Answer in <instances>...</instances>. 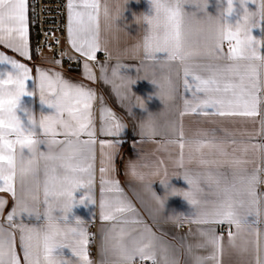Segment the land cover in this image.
<instances>
[{
	"label": "crops",
	"instance_id": "1",
	"mask_svg": "<svg viewBox=\"0 0 264 264\" xmlns=\"http://www.w3.org/2000/svg\"><path fill=\"white\" fill-rule=\"evenodd\" d=\"M72 2L81 5L86 0ZM189 2L191 0H181L182 4ZM197 2L203 3V0ZM261 3L264 0H247L246 3L249 11L256 13L251 23L246 22V26L251 46L260 58L237 61L226 58L230 48L235 45L234 40H223L220 58L206 55V51L212 33L235 32L237 22H243V8L239 0H236L234 12L226 19L225 15H218L219 8L227 7L225 0L219 4L217 0H209L207 18L204 13L197 11L195 5H184L187 15L183 28L190 50L194 52L184 63L213 67L232 64L234 68L254 65L260 78L256 93L257 115L254 116H220L215 109L210 110L212 114H203V111L197 110L196 98L204 94L195 92L191 77L189 85L185 86L180 61L163 58L166 53H158L155 59L146 58L143 45L148 25L144 14H154L149 0H129L128 4L127 0H100L95 59L100 56L103 59H99L96 65L86 61L76 70L66 69L51 54L34 56L30 0H27L28 27L23 55L14 47L19 38L14 31L15 26L5 22L4 32L0 33L5 37L0 42V55L8 60L0 63V74L5 80L10 76L15 78L12 61L29 69L26 91L32 95L22 96L17 114L25 124L26 112L34 114L33 118L37 121L34 139L45 138L39 129V121L44 115L55 112L54 108L43 105L39 100L40 72L59 73L68 83L91 89L95 94L92 110L96 129L93 183L89 189L85 181V187L77 189L74 194L76 202L68 215V222L71 223L68 226L79 223L87 234L86 251L91 264H141L144 261L162 264L165 255L174 256L177 264H264V15L260 14ZM105 4L107 17L104 15ZM80 10V7L74 9ZM135 15L137 19L134 21ZM109 16L119 17V20L112 23ZM9 36L12 37V47L8 46ZM66 52L81 54L73 48L69 37ZM86 63L89 66L87 71L84 68ZM113 72L116 74L113 75ZM195 72L207 74L204 68H196ZM249 75L256 76L257 71H251ZM166 78L174 85L175 90L170 94H162L160 90ZM45 98H50L47 90ZM145 121H151L154 125L155 132L151 136H145L140 131ZM116 124L122 127L117 130ZM102 125L110 128L112 133L102 134ZM52 137L60 141L65 139L62 134ZM81 139L87 140L88 137L82 136ZM62 147V144H57L58 151ZM39 150L46 151V145L40 144ZM85 155H88L86 149ZM15 158L16 166L21 164L20 145H15ZM36 160L39 165L38 176L35 179L30 174L24 176L23 195L17 167L13 180L16 195L0 191V200L4 201L0 208V228L4 229L5 244L14 246L19 264L26 262L18 226L43 228L48 207L43 203L42 193L45 164L39 159V153L36 154ZM102 167L105 169L103 173ZM253 172L256 174L254 192L259 197L258 204L251 206L248 197H236L233 203L234 211L248 220L246 224L238 226L226 220L197 222L194 217L196 209L182 198L190 188L187 176L203 177L211 173L220 179L219 188L215 183H201L202 191L198 199L204 208L222 199L220 189L225 186V181L230 184L235 180L237 187L243 188L239 184L240 177ZM102 181L117 182L119 191H109L110 184H105L102 190ZM37 185L40 189L39 200H34L30 190H34ZM102 198L105 201L123 200L130 203L135 213L126 212L117 214L114 220H102ZM14 208L13 219L9 220ZM24 208L29 209L31 215L24 213ZM250 208L252 214L246 215ZM53 215L59 218L63 214L57 207ZM58 221L62 224L65 222ZM207 229H211L218 237L219 246L214 250L201 234ZM91 234L96 236L94 252L91 251ZM118 239H122L125 244L135 241L140 246H152L154 258L135 256L131 261L122 262L112 250L113 243ZM68 240L75 247L71 235ZM53 258L55 264H83L81 257L73 253L69 244L57 248Z\"/></svg>",
	"mask_w": 264,
	"mask_h": 264
},
{
	"label": "snow or ice",
	"instance_id": "2",
	"mask_svg": "<svg viewBox=\"0 0 264 264\" xmlns=\"http://www.w3.org/2000/svg\"><path fill=\"white\" fill-rule=\"evenodd\" d=\"M154 8V15L145 17L147 34L144 38V51L146 58H158V53H166L167 59L180 61V68L183 72L184 84L187 87L190 83L189 77L195 84V92L203 93L202 97H197V110L203 111V114H212L210 110L215 109L220 116L240 115L254 116L257 115V88L260 86L259 72L254 65H242L233 67L232 64L225 66H201L188 65L184 61L194 55L191 46L186 38L183 22L187 15L182 10L181 0H151ZM240 3L246 4L247 0H240ZM76 7H80V11H74ZM100 0H86L81 5H74L69 0L68 9V37L69 42L78 52L88 57L89 60L95 59L98 50V34H99V13ZM260 14L264 15V3L260 5ZM231 11V10H230ZM27 0H0V33L4 32L5 22H9L15 26L14 31L18 33L19 38L15 43V50L24 54L26 46L25 36L27 33ZM250 12L249 9H243V22L236 24V31H228L226 34L222 32L212 33V40L207 47L206 55L222 57L221 43L227 39L234 40L235 45L232 46L227 55L230 61L237 60H255L260 57L256 56L254 47L251 46V40L247 36L246 22ZM104 15L107 17V5H104ZM226 19V16H225ZM75 25V28H74ZM163 31L165 35L164 43L161 44L157 39V34ZM212 32V30H209ZM243 37V38H242ZM5 37L0 35V42ZM8 46L12 47V37H8ZM8 58L0 55V63H6ZM12 68L15 70V78L11 76L5 80L0 74V191H9L16 195L13 180L16 175V158L15 145L21 148V192L24 193V176L30 174L34 179L38 176L39 165L36 160L38 148L28 146L39 145L44 143V139H34L37 135V126L29 124L25 128H17L13 123L15 113H17L20 98L24 95L31 96L32 93L26 91V81L29 80V69L24 65L12 61ZM88 64L84 65L88 70ZM196 68H204L207 72L197 74ZM103 72L104 69L102 68ZM251 71H257L256 76L249 75ZM116 73L113 72V75ZM179 76V73H177ZM40 102L54 108L53 114L44 115L39 122V129L46 136L63 135V141L55 140L56 144H62L61 153L66 161L60 166L45 165V181L42 187L43 203L48 207L44 217L47 220H63L65 226L70 225L68 215L75 204V196L77 189L87 187L90 189L93 183L92 168L94 156V137L96 129L93 122V101L95 94L91 89L83 86L72 85L63 80L59 73L49 74L40 72ZM156 83V81H153ZM10 85V86H5ZM50 94V98H45V91ZM162 94H170L174 92V85L170 79L166 78L165 84L161 85ZM186 105L188 101H185ZM27 120L30 119L26 112ZM150 119V118H149ZM122 125L116 124L117 130ZM101 133L111 134L110 128L101 126ZM143 134V133H142ZM87 136V140L81 139ZM183 148V144H181ZM85 149L88 155H85ZM27 150V155H25ZM42 155V153H41ZM25 156L27 159L25 160ZM6 165V167H5ZM105 169L102 167L101 172ZM49 179L52 183H49ZM189 191L184 193L185 198L196 209L194 217L197 222L213 223L228 221L240 224L248 223L244 216L238 215L234 211L233 203L236 197H248L251 206H256L259 202L258 195L254 192L256 183V174L245 173L239 179V184L243 188L237 187V182L232 183L225 181V186L220 189L222 199L214 203L211 207H201V201L198 199L202 191L201 183H215L219 188L220 179L214 177L211 173L201 176H187ZM105 184H110L109 191H119L118 184L115 181H102V190ZM39 186L34 190H30V194L34 200H39ZM63 202V206L61 204ZM4 201L0 200V208ZM161 206L163 202L161 201ZM20 201H17V206ZM59 207L62 212L61 217L53 215L55 209ZM16 209L9 214L8 219L12 220ZM22 211H31L27 208ZM135 213V209L130 203L123 200H108L103 198L100 201V218L102 220H114L117 214ZM251 208L246 215H251ZM39 219V216H37ZM21 233V244L24 248V259L26 264H55L53 258V248L57 245L51 240L48 233L44 231V227L40 229L29 228L26 225H19ZM123 231V230H121ZM69 233L73 239L75 247H72L73 253L81 257L83 264H91L86 251L87 239L86 232L77 223L73 227H69ZM204 235L211 248L216 249L218 237L211 229H207L201 233ZM113 254L118 256L122 262L131 261L133 257L140 256L143 258H154V249L150 245L140 246L133 241L131 244H125L122 239L116 240L112 245ZM42 257V258H41ZM214 258V257H213ZM0 264H19V260L15 254L12 244H5L4 229L0 228ZM162 264H177L174 256L165 255Z\"/></svg>",
	"mask_w": 264,
	"mask_h": 264
},
{
	"label": "built area",
	"instance_id": "3",
	"mask_svg": "<svg viewBox=\"0 0 264 264\" xmlns=\"http://www.w3.org/2000/svg\"><path fill=\"white\" fill-rule=\"evenodd\" d=\"M68 3L69 0H30L31 26L36 35V50L48 53L68 70L79 69L86 61L96 65L100 56L89 60L86 56L66 52L68 43ZM229 229V227H227ZM96 236L91 234V251L95 250ZM141 264H154L144 261Z\"/></svg>",
	"mask_w": 264,
	"mask_h": 264
},
{
	"label": "clouds",
	"instance_id": "4",
	"mask_svg": "<svg viewBox=\"0 0 264 264\" xmlns=\"http://www.w3.org/2000/svg\"><path fill=\"white\" fill-rule=\"evenodd\" d=\"M137 2H139V0H137ZM129 3V0H127V4ZM149 3H150V6L151 8L153 9V12H154V8H153V4L151 2V0H149ZM217 3H221V0H217ZM225 3L227 5V7H222V8H219L218 9V15H225V16H229L231 15L234 10H235V3H236V0H225ZM239 3H240V0H239ZM185 4H192V5H195L196 8H197V11L198 12H202L205 14V18H207V8H208V5H209V0H203V3H199L197 2V0H191V2L189 3H185ZM185 4H182V10L184 11V5ZM240 6L243 8V9H247V6L246 4H242L240 3ZM231 10V11H230ZM185 12V11H184ZM195 13V12H194ZM250 13V11H249ZM196 14V13H195ZM145 17L148 16L146 14H144ZM154 15V14H153ZM217 15V16H218ZM253 14H249L248 15V19H247V22L248 23H251L252 22V18H253ZM244 18V17H243ZM137 19V16L135 15L134 16V21ZM109 20L112 22V23H117V21L119 20V17H112V16H109ZM157 39L159 40V42L161 44L164 43V40H165V35L163 33V31H160L158 34H157ZM22 98V97H21ZM21 98H20V101H21ZM40 100V99H39ZM43 105H46L48 106L47 104H43ZM20 106V104L18 105V107ZM28 114L30 116V119L27 120V124H25V122L21 119V117L15 113V117L12 121V123L17 127V128H25L27 127L29 124L31 125H36L37 126V121L33 118V113L31 111H28ZM40 122V121H39ZM140 131L145 135V136H151L152 134H154L155 132V128H154V125L151 123V121H145V123L141 126L140 128ZM47 147V150L46 151H37V153H39V159L45 164V165H48V166H60L62 164H65L66 161L64 160V157L61 153V151H58L57 150V144L55 142V139L52 137V136H46L44 138V143ZM40 145V144H39ZM39 145H33V146H28V147H32V148H38L39 149ZM36 153V154H37ZM42 153V155H41ZM22 165L19 164L17 165V168H18V172H19V175L22 176L23 173H22ZM50 183H52V180L50 179ZM188 184V183H187ZM187 191V190H186ZM183 199H185L188 203L189 201L185 198V197H182ZM190 204V203H189ZM63 206V202L61 204V207ZM74 207V205H73ZM72 207V209H73ZM72 209H71V212H72ZM60 210V209H59ZM24 213H27V212H24ZM33 215H35V213L33 212ZM44 231L46 233L49 234V236L51 237V240L53 242L56 243V247L53 248V255H54V252L57 248H61L63 245L65 244H69L70 245V242L68 240V237L70 236V233H69V226H65L64 224L60 223L58 220H47L45 219V223H44Z\"/></svg>",
	"mask_w": 264,
	"mask_h": 264
},
{
	"label": "trees",
	"instance_id": "5",
	"mask_svg": "<svg viewBox=\"0 0 264 264\" xmlns=\"http://www.w3.org/2000/svg\"><path fill=\"white\" fill-rule=\"evenodd\" d=\"M32 47H33V53L35 57L39 56V53L36 50V35L35 32L32 29Z\"/></svg>",
	"mask_w": 264,
	"mask_h": 264
},
{
	"label": "rangeland",
	"instance_id": "6",
	"mask_svg": "<svg viewBox=\"0 0 264 264\" xmlns=\"http://www.w3.org/2000/svg\"><path fill=\"white\" fill-rule=\"evenodd\" d=\"M46 54H48V53H40V55H46Z\"/></svg>",
	"mask_w": 264,
	"mask_h": 264
}]
</instances>
